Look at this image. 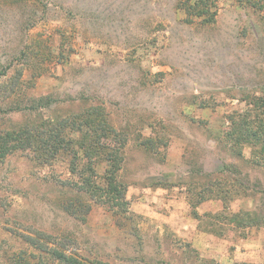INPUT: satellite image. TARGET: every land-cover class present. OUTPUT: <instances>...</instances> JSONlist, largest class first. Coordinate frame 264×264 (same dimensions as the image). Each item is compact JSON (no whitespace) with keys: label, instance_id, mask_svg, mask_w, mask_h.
I'll return each mask as SVG.
<instances>
[{"label":"rangeland","instance_id":"obj_1","mask_svg":"<svg viewBox=\"0 0 264 264\" xmlns=\"http://www.w3.org/2000/svg\"><path fill=\"white\" fill-rule=\"evenodd\" d=\"M175 1L0 2V71L8 68L0 85L20 73L26 82L19 96L0 100L2 128L98 105L128 136L116 173L125 207L79 193L65 156L47 164L29 151L7 156L0 264H63L28 237L83 264H264V224L228 225L224 203L206 192L226 184L236 190L229 213L264 217V167L250 162L256 150L224 139L231 120L250 111L247 94L264 90V9L216 0L215 20L203 26L186 24ZM46 97L49 106L24 109ZM105 168L96 166L99 178ZM198 194L207 199L196 204ZM74 197L89 210L66 211ZM168 207L186 212L188 229L161 227ZM194 222L213 232L204 246L195 245Z\"/></svg>","mask_w":264,"mask_h":264},{"label":"trees","instance_id":"obj_2","mask_svg":"<svg viewBox=\"0 0 264 264\" xmlns=\"http://www.w3.org/2000/svg\"><path fill=\"white\" fill-rule=\"evenodd\" d=\"M4 1L6 0H0V2ZM246 1L250 2V0ZM250 5L256 10L264 9L261 0H252ZM174 8L183 15V21L186 24H193L197 21L200 25L207 26L215 20L217 15L216 0H176ZM7 69L4 68L0 71V77L6 75ZM41 75H43V70L37 69L36 76L40 77ZM21 79L22 74L20 73L1 84L0 100L4 101L12 96L20 95L25 89L26 83ZM53 101L50 97L39 98L34 102L30 101L29 103L32 104L24 109L35 111L49 106ZM245 101L246 105L251 107L250 111L238 115L237 120H231V127L225 133L224 139L238 146L248 145L255 149L257 158L253 152L250 162L254 166L264 167V90L252 95L247 94ZM127 141V134L118 131L110 124L102 106L90 105L62 118L26 122L7 129L2 128L0 124V164L7 156L16 151H29L37 161L43 164L50 163L59 156H65L69 159V173L76 177L72 184L79 193L88 195L95 200L104 199L113 207H125L124 185L117 181L116 173L121 167L123 161L121 151ZM145 141L149 142L150 140ZM103 162L106 163L104 177L99 178L95 168ZM70 183L67 185L73 186ZM218 184L214 185L219 186ZM226 186L223 184L222 188L206 190L209 193V198H216L224 203L222 212L219 214L220 217H225L228 225L235 228L258 227L264 224V217L260 218L259 214L253 216V212L248 210L241 209L233 214L229 213L227 203L231 200V191L236 190H227ZM234 187L237 189L239 186L235 185ZM229 194H231L230 197ZM197 199L196 204L207 198L198 194ZM63 208L74 216L78 215L80 211L89 210V207L77 200L76 197L63 203ZM226 210L227 213H224ZM219 215L215 214L214 217L217 218ZM27 239L32 247L41 251L47 250L46 253L52 256L54 261L63 264H83L64 251L47 249L37 239L31 237ZM69 242H72V239ZM13 264L26 263L20 258L14 260Z\"/></svg>","mask_w":264,"mask_h":264},{"label":"crops","instance_id":"obj_3","mask_svg":"<svg viewBox=\"0 0 264 264\" xmlns=\"http://www.w3.org/2000/svg\"><path fill=\"white\" fill-rule=\"evenodd\" d=\"M170 205L172 207H175L172 204H170ZM241 206H243V205H241ZM181 214L183 216L184 215L186 216V212H182L181 210H178L177 208L170 209L168 207V211L167 212L161 213L160 215H158V216H160L162 218V220H160L163 223V225L161 227L164 228L165 230H167V229H169L168 225H171V226L173 225V226H178L179 228L183 226V229L184 228L188 229L187 226L184 223L181 222V216H182ZM191 229L193 230V233H192L193 236L196 238V239H194V241L199 239L198 242L195 241L196 247L199 246V245L204 246V243L202 241L205 240L206 242H208L207 241L208 238L211 239L212 234H213V232H209L208 233L209 235L207 233H204V232H199L197 230V223H195V222L193 223V226L191 225Z\"/></svg>","mask_w":264,"mask_h":264}]
</instances>
